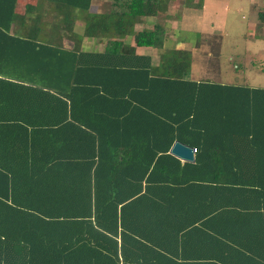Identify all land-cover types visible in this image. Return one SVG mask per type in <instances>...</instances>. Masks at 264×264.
Returning <instances> with one entry per match:
<instances>
[{
    "label": "trees",
    "instance_id": "1",
    "mask_svg": "<svg viewBox=\"0 0 264 264\" xmlns=\"http://www.w3.org/2000/svg\"><path fill=\"white\" fill-rule=\"evenodd\" d=\"M53 1L85 11L87 35L161 47L160 26L132 29L162 0ZM15 3L0 0V264H264V86L190 79L179 48L152 66L118 39L89 53L11 33Z\"/></svg>",
    "mask_w": 264,
    "mask_h": 264
},
{
    "label": "crops",
    "instance_id": "2",
    "mask_svg": "<svg viewBox=\"0 0 264 264\" xmlns=\"http://www.w3.org/2000/svg\"><path fill=\"white\" fill-rule=\"evenodd\" d=\"M162 9L156 15L137 18L133 24V31L141 29L152 30L154 25H158L164 29V39L161 47L137 46L134 44L132 35L124 34L121 38L114 37L112 30L105 29L98 34V29L94 33L87 35L85 33L86 13L80 9H57L53 0H16L15 11L22 14L24 17L19 24L11 25L9 31L18 35L32 34L41 43H46L51 46L60 47L62 49H75L79 52H101L106 46L108 39H118L126 44L132 45L134 52L137 55H147L150 58L152 66L159 63V54L166 49H183L191 54L188 42H180L175 44L177 36L179 41L184 32L195 35L197 31L211 32L218 29V35L221 36L220 44L229 45L236 40V37L226 40L228 32L233 28L231 19L237 18L240 13L247 17L246 26L251 30L247 31L249 37H252L254 55L264 53V22L259 19L258 13L264 12V0H162ZM114 0H90L87 13L90 14H106L115 8L112 7ZM163 10V11H162ZM162 12V13H161ZM71 13L72 15H70ZM160 13V14H159ZM165 15L162 17L161 15ZM159 14V16H157ZM71 16H73L71 19ZM38 17L36 25L33 23V18ZM65 21H68V28L64 27ZM230 22V25H228ZM228 25V27H227ZM173 30V31H172ZM180 31V32H179ZM105 32V36H103ZM233 32V30H231ZM97 33V34H95ZM237 35V32L232 33ZM250 39V38H248ZM247 39V40H248ZM198 41L195 38L190 39V44L194 47ZM209 44V41H208ZM178 45V46H176ZM233 68H247L246 64L237 65L234 60L230 59ZM249 61V66L251 62ZM253 62V66L256 65ZM260 68L264 65H259ZM264 69V68H262ZM193 80H199L190 77ZM205 80V79H204ZM208 80V79H206ZM219 83H230L227 81H215ZM234 84V83H230ZM248 84V83H247Z\"/></svg>",
    "mask_w": 264,
    "mask_h": 264
},
{
    "label": "rangeland",
    "instance_id": "3",
    "mask_svg": "<svg viewBox=\"0 0 264 264\" xmlns=\"http://www.w3.org/2000/svg\"><path fill=\"white\" fill-rule=\"evenodd\" d=\"M159 14L157 16H159ZM164 15L165 13L161 16L163 17ZM232 18V25L234 26L230 29V32H228V37H224V39L229 40L236 37V40L229 45L220 44L219 37L221 36L218 35V29L212 30L211 32L197 31L194 36L188 32H184L181 36L182 41H179L178 39L180 36H177L175 44L180 45V42H188V46L191 50L188 77L199 80L210 79L215 81H227L234 84L248 83V85L251 86H264V69H262L264 67L260 68L259 66L260 64L264 65V53L259 52L253 56L256 60L255 63L251 52L247 53L248 50H253V41L251 40L252 37H249L246 33L247 31H251L246 26V15L240 13L237 18ZM228 23L230 28L231 23ZM231 30H233V32H231ZM235 32H237L236 36L232 34H235ZM191 38H195L198 41L195 47L190 44ZM230 59L234 60V63L237 65H243L245 63L247 68L242 67L234 69L232 64L233 61L231 62ZM251 60H253L256 65L253 66V62H251V66H249L248 63Z\"/></svg>",
    "mask_w": 264,
    "mask_h": 264
},
{
    "label": "water",
    "instance_id": "4",
    "mask_svg": "<svg viewBox=\"0 0 264 264\" xmlns=\"http://www.w3.org/2000/svg\"><path fill=\"white\" fill-rule=\"evenodd\" d=\"M168 152L181 161L193 162L194 153L192 148L188 145H185L177 140L173 141L169 147Z\"/></svg>",
    "mask_w": 264,
    "mask_h": 264
},
{
    "label": "built area",
    "instance_id": "5",
    "mask_svg": "<svg viewBox=\"0 0 264 264\" xmlns=\"http://www.w3.org/2000/svg\"><path fill=\"white\" fill-rule=\"evenodd\" d=\"M192 151H193V153H194L195 149H194V148H192Z\"/></svg>",
    "mask_w": 264,
    "mask_h": 264
}]
</instances>
